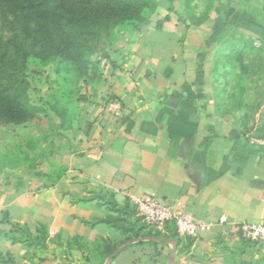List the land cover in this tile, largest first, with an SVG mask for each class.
Listing matches in <instances>:
<instances>
[{
    "label": "crops",
    "instance_id": "1",
    "mask_svg": "<svg viewBox=\"0 0 264 264\" xmlns=\"http://www.w3.org/2000/svg\"><path fill=\"white\" fill-rule=\"evenodd\" d=\"M211 11V22L226 29L235 12L264 17V0H214ZM202 26H189L187 39L196 40ZM211 27L186 47L172 48L148 26L133 36L138 43L115 47L116 65L96 102L110 94L122 111L89 104L84 126L69 138L58 134L57 153L44 164L0 175V253L14 264H264V254L235 230L242 222L264 224V99L256 106L252 85L251 111L212 95L217 82L202 77L204 57L212 65L230 37ZM184 82L194 98L183 93ZM145 193L192 213L207 229L189 238L168 223L155 236L132 238L97 222L108 215L133 222L135 215L113 212L110 203L132 209V199ZM39 223L48 232L44 249L7 236L12 224L34 233ZM103 240L114 248L108 263L112 253L102 261V246L95 250Z\"/></svg>",
    "mask_w": 264,
    "mask_h": 264
},
{
    "label": "rangeland",
    "instance_id": "2",
    "mask_svg": "<svg viewBox=\"0 0 264 264\" xmlns=\"http://www.w3.org/2000/svg\"><path fill=\"white\" fill-rule=\"evenodd\" d=\"M28 1L0 0V64L12 68L8 69L10 71L8 77L0 76V89L9 81L19 83V78H23L32 106L29 120L7 122L0 117V175H11L20 168H26L29 163L44 164L52 153H57L55 145L60 141L58 134L69 138L84 126L83 112L89 104L97 103L106 112L114 113L109 109L110 102L115 99L112 95L106 93L99 102L96 101L105 91L106 85L103 81L108 76L110 68L116 65L117 61L112 60L117 57L115 47L121 43L125 46H131L134 41L138 43L139 40H133V36L141 35L140 30L147 26L148 32L155 30L160 34L164 33L172 48L186 47L187 42L195 40H188L186 31L189 26L195 25L193 20L196 26H202L214 17L212 9L205 14V0L99 2V5L92 6V9L98 15L97 21L104 25L102 30L94 36L78 37L71 23L85 9L78 0H71L70 4L51 10L46 16L42 9L34 11L28 8ZM104 9L108 13V18L107 15L104 17L100 15ZM205 15L206 18H203ZM165 16H168L167 20H164ZM45 18H48L53 27L54 39L60 46L68 48L69 56L63 60L53 57L49 49L41 45L44 35L37 33L36 27L37 23ZM7 20L17 24L16 35ZM205 25L207 26L204 24L200 32H197L195 41L199 39V33H203L210 26L220 34L226 31L229 37L233 35L236 41L242 40L246 43L247 57L244 60L248 63L249 69L247 75L239 73V68L229 63L224 68L225 74L222 76L218 70L216 72L213 69L210 72L211 56L204 57L208 64L204 67L202 77L205 76L207 81L210 75L212 82H217V87H212V95L217 99L220 96L241 97L242 101L238 106L251 111L252 106L248 101L252 85L260 99L256 106L262 107L264 45L260 52L251 51V47L257 48L260 44L250 30L233 27L230 24L225 29L223 25L211 20L208 23L209 27ZM163 27L166 28L165 32L162 30ZM121 34H124V40L120 38ZM217 40L214 39L212 43H217ZM230 45L235 47V44ZM4 51H7L6 56ZM17 97L21 99L20 92L17 93ZM118 104L122 111L119 101ZM228 107L232 108V104L229 103Z\"/></svg>",
    "mask_w": 264,
    "mask_h": 264
},
{
    "label": "trees",
    "instance_id": "3",
    "mask_svg": "<svg viewBox=\"0 0 264 264\" xmlns=\"http://www.w3.org/2000/svg\"><path fill=\"white\" fill-rule=\"evenodd\" d=\"M115 0H78L79 3L85 6L84 11L79 17H76L74 21H72V26L76 32L78 37H82L84 35L87 36H94L102 30L103 26L102 23L97 21V13L92 9L94 5H99V2H113ZM205 14L213 8L214 0H205ZM71 3V0H29L27 7L32 10L42 9L44 15L46 13H50L51 10L64 7ZM171 6L169 7V9ZM102 17L107 15L108 13L104 9L100 12ZM249 19H245L248 18ZM105 17V19H107ZM206 18V15L205 17ZM168 16L164 17V20H167ZM245 19V20H243ZM7 23L12 28V31L16 35V23L14 21L7 20ZM106 23V22H105ZM193 23L197 25L194 20ZM200 24V23H199ZM230 25L233 27H239L246 30H250L254 33L257 41L260 44V47H251V51L260 52L264 45V17L258 19L253 18L251 16H247L245 14H241L240 12H235L230 20ZM36 26V25H34ZM36 32L44 35V38L41 41V45L43 44L44 47H47L50 51V54L58 59H65L69 56V51L66 46H60L58 42L54 39L53 27L48 21V18H45L43 21H39L37 23ZM36 33V34H37ZM14 38V35H13ZM235 37L232 35L222 49L217 50L213 57L212 61V69L214 71L218 70L222 74H225L224 68L230 63L235 64L239 68V73H245L246 75L249 73L248 63L245 62V58L247 57V53H245V42L236 41ZM244 40V39H243ZM236 42V43H233ZM235 44L231 46L230 44ZM229 44V45H228ZM230 46V47H229ZM7 47L5 48V50ZM4 55H7V51H4ZM9 58V57H8ZM10 59V58H9ZM8 69L3 67L0 64V76L1 77H8L9 72ZM167 71H170V68H166ZM5 78V77H4ZM216 82V81H215ZM26 81L23 78H19V83H15L14 81H9L1 87L0 89V117L3 118L7 122H22L29 120L32 113V106L29 103L28 95L26 93ZM226 85V84H225ZM217 87V86H216ZM224 88V85L222 86ZM183 93L189 97L194 98L195 94L193 93L192 89L190 88L189 84L184 82L181 86ZM20 92L22 97L19 99L17 97V93ZM221 92V91H220ZM232 100V108L238 107L239 102L242 101L241 97L233 96L228 97V100ZM237 99L239 101L237 102ZM130 126V123L128 124ZM127 126V129L129 127ZM142 129H146V123L141 126ZM231 136L237 137L238 134L234 131H230ZM35 166L34 163H29L27 168L33 169ZM132 209H129V203H125L124 206H119L115 202L110 203V209L113 212L118 214H126V215H135L133 222L128 224V221L125 217L122 216H112L108 215L105 218L98 219L97 222L107 224L115 229L120 230L124 235H127L129 232L132 233V238H137L140 236H155L158 231H155L149 228L142 219L136 214L135 206L132 203ZM146 230L145 234H141L140 232ZM174 232L176 233L175 229L173 228ZM35 232L32 233L26 226H21L19 224H12L11 230L7 234V236L13 241H20L24 242L29 246H34L36 248L44 249L47 247V239H48V232L47 228L44 224L39 223L35 227ZM131 237H127L130 239ZM102 246L100 250V256L102 257V261L107 258L113 251L114 248L109 247L108 243L103 240L101 243L95 244V250H98L99 247ZM0 264H14V260L9 253H0Z\"/></svg>",
    "mask_w": 264,
    "mask_h": 264
},
{
    "label": "built area",
    "instance_id": "4",
    "mask_svg": "<svg viewBox=\"0 0 264 264\" xmlns=\"http://www.w3.org/2000/svg\"><path fill=\"white\" fill-rule=\"evenodd\" d=\"M109 109L119 112L121 107L116 99H112ZM259 144H264L260 140ZM136 214L151 229L161 231L170 223L175 231L189 238H197L207 229L205 223L197 219L192 213L176 208L168 202L158 199L154 194L145 193L132 199ZM225 222V217H220ZM238 235L248 243L255 245L264 254V224L242 222L235 225Z\"/></svg>",
    "mask_w": 264,
    "mask_h": 264
},
{
    "label": "water",
    "instance_id": "5",
    "mask_svg": "<svg viewBox=\"0 0 264 264\" xmlns=\"http://www.w3.org/2000/svg\"><path fill=\"white\" fill-rule=\"evenodd\" d=\"M171 242L173 243V245H175V241L172 240ZM113 255H114V253H112V254L107 258L106 263H108V262L112 259ZM173 256H174V248H172V250H171L170 258H172ZM168 264H170V261H169Z\"/></svg>",
    "mask_w": 264,
    "mask_h": 264
}]
</instances>
